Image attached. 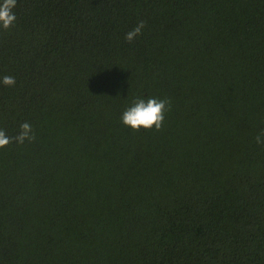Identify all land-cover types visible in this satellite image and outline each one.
Listing matches in <instances>:
<instances>
[{"label":"trees","instance_id":"trees-1","mask_svg":"<svg viewBox=\"0 0 264 264\" xmlns=\"http://www.w3.org/2000/svg\"><path fill=\"white\" fill-rule=\"evenodd\" d=\"M13 11L0 130L35 139L0 148V264H264V0ZM150 98L160 131L121 122Z\"/></svg>","mask_w":264,"mask_h":264},{"label":"clouds","instance_id":"clouds-1","mask_svg":"<svg viewBox=\"0 0 264 264\" xmlns=\"http://www.w3.org/2000/svg\"><path fill=\"white\" fill-rule=\"evenodd\" d=\"M17 5V0H3L0 3V26L7 30L16 22V14L13 9ZM147 28V22L141 20L137 25L125 34V41L132 43L136 38L143 35ZM2 83L5 86L12 87L16 80L13 76L3 77ZM171 111V101L165 99L150 98L137 99L133 106L127 108L121 116V122L130 127L133 131L145 130L160 131L164 125L166 112ZM35 139V133L28 122L20 125V132L15 137H8L3 130H0V148L6 147L13 140L18 144H23L25 140L32 141ZM257 145H264V130H261L254 138Z\"/></svg>","mask_w":264,"mask_h":264}]
</instances>
